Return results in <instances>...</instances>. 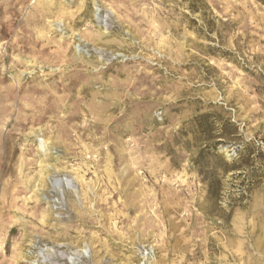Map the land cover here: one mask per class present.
<instances>
[{"label":"rangeland","instance_id":"obj_1","mask_svg":"<svg viewBox=\"0 0 264 264\" xmlns=\"http://www.w3.org/2000/svg\"><path fill=\"white\" fill-rule=\"evenodd\" d=\"M0 264H264V0H0Z\"/></svg>","mask_w":264,"mask_h":264},{"label":"bare ground","instance_id":"obj_2","mask_svg":"<svg viewBox=\"0 0 264 264\" xmlns=\"http://www.w3.org/2000/svg\"><path fill=\"white\" fill-rule=\"evenodd\" d=\"M105 21H106V19H105ZM66 185H68V186H69V185H70V181H66ZM59 189H60V190H62V189H63V187L59 186Z\"/></svg>","mask_w":264,"mask_h":264}]
</instances>
